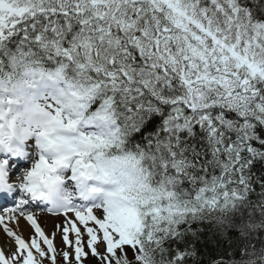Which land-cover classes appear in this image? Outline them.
Here are the masks:
<instances>
[{"label":"snow or ice","instance_id":"1","mask_svg":"<svg viewBox=\"0 0 264 264\" xmlns=\"http://www.w3.org/2000/svg\"><path fill=\"white\" fill-rule=\"evenodd\" d=\"M0 198V264H264V0H0Z\"/></svg>","mask_w":264,"mask_h":264},{"label":"bare ground","instance_id":"2","mask_svg":"<svg viewBox=\"0 0 264 264\" xmlns=\"http://www.w3.org/2000/svg\"><path fill=\"white\" fill-rule=\"evenodd\" d=\"M22 227L24 228V231H25V233L27 234V231H28V227H27V225L26 224H23V222H22ZM3 236L1 237V241L3 240Z\"/></svg>","mask_w":264,"mask_h":264},{"label":"rangeland","instance_id":"3","mask_svg":"<svg viewBox=\"0 0 264 264\" xmlns=\"http://www.w3.org/2000/svg\"><path fill=\"white\" fill-rule=\"evenodd\" d=\"M46 219V221H47V218H45ZM48 223H49V225H50V221H47ZM3 236V234L2 233H0V241H1V237Z\"/></svg>","mask_w":264,"mask_h":264}]
</instances>
